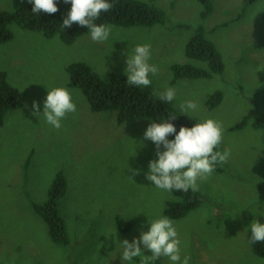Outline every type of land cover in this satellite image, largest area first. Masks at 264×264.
I'll use <instances>...</instances> for the list:
<instances>
[{"label": "rangeland", "instance_id": "1", "mask_svg": "<svg viewBox=\"0 0 264 264\" xmlns=\"http://www.w3.org/2000/svg\"><path fill=\"white\" fill-rule=\"evenodd\" d=\"M136 1L161 10L164 24L108 25L107 41L94 42L89 32L69 44L9 26L13 38L0 44V70L24 99L6 110L0 125V264H142L143 256L122 260L120 243L139 239L150 229L148 221L164 216L167 203L176 200L145 179L149 161L158 159L155 144L144 139L150 122L120 123L119 111H93L83 91L69 86V68L82 64L102 81L127 79V55L145 43L151 44L149 63L159 72L140 91L161 101L167 88L177 89L175 100L166 104L178 111L180 103L196 101L197 110L187 116L194 123L222 121L223 142L216 150L231 153L198 181L202 204L174 221L181 259L264 264V241L248 244L253 219L264 223V130L255 127L264 121V0H212L208 16L198 0ZM21 3L28 0H0V13H14ZM198 36L220 54L223 72L187 56L188 44ZM175 66L212 77H178ZM56 87L67 88L77 105L60 129L43 115H32L33 101L42 114L48 90ZM52 200L68 245L54 243L34 206ZM120 225H128V232ZM157 262L172 264L166 256Z\"/></svg>", "mask_w": 264, "mask_h": 264}, {"label": "clouds", "instance_id": "2", "mask_svg": "<svg viewBox=\"0 0 264 264\" xmlns=\"http://www.w3.org/2000/svg\"><path fill=\"white\" fill-rule=\"evenodd\" d=\"M33 4V14L41 12L55 14L58 12L57 0H28ZM65 4H71V9L63 19V27L69 28L73 23L81 27H87L91 39L94 42H104L109 39L111 27L103 23L97 24L102 12H108L114 7L110 0H63ZM151 59V44H138L127 55L125 74L127 83L138 88H146L151 85L149 78L158 74L156 65L149 63ZM177 89L167 88L160 94L162 102L168 103L175 100ZM198 103L187 100L178 105L181 112L187 115L190 111H196ZM77 105L73 101L72 93L64 87H56L48 90L43 105V113L40 112L38 102L32 103V115L40 117L43 115L47 124L55 129L62 127L61 121L69 113H75ZM176 118L169 115L163 122H151L144 133V139L155 144L158 159L149 161L148 171L145 179L157 189L171 194L175 191L193 192L199 191L198 181L207 179L216 170V165L226 163L231 153L228 150L218 151L216 149L223 142V122L215 119H204L188 128L181 126L177 133L176 127L171 122ZM174 136V139H169ZM161 146L164 151H161ZM133 176L139 175L138 170H131ZM131 180L132 178L129 177ZM133 181V180H132ZM259 200V198H258ZM150 229L141 232L139 239L131 243L124 240L121 244L123 254L121 259L131 262L136 257L143 256L142 264L155 261L166 256L172 264H190L191 257L185 255L181 259V241L175 227V222L168 216L161 215L159 218L148 221ZM143 227V226H142ZM251 243L264 241V223L259 218L253 219L250 224ZM151 252L150 256L144 255L140 245Z\"/></svg>", "mask_w": 264, "mask_h": 264}, {"label": "trees", "instance_id": "3", "mask_svg": "<svg viewBox=\"0 0 264 264\" xmlns=\"http://www.w3.org/2000/svg\"><path fill=\"white\" fill-rule=\"evenodd\" d=\"M198 1L202 4L206 16L212 13V0ZM110 2L114 3V7L108 12H102L95 23L127 28L134 25L153 27L164 24L165 15L157 7L136 0H110ZM33 7L34 5L28 2L17 6L14 13H0V44L13 38V33L9 28L12 23L17 24L23 30L41 33L48 38L58 36L64 44L72 43L79 35L90 32L87 27H81L77 23H73L69 28L63 27V19L66 18L71 9V4H65L63 0H57L59 10L55 14L44 12L33 14ZM186 53L190 58L209 61L217 73L223 72L224 66L220 54L201 36L196 37L188 44ZM173 70L178 77H212V73L190 66H175ZM69 74L71 77L69 86L80 88L83 91L93 111H119L120 123L123 120L130 122L147 120L150 123H159L171 115L176 118L171 122L176 127L177 133L181 126L191 128L196 124L191 120L192 118L184 113L140 91V88L128 84L127 79L102 81L82 64L72 65L69 68ZM7 79L6 73L0 70V125L3 123L6 110L13 106H20L24 99V94L9 85ZM209 107L212 108L213 106L209 104ZM262 121L263 119L255 127H261L264 130V121L263 123ZM168 138L171 140L174 139V136ZM172 193L176 200L167 203L164 216H168L173 221L183 219L203 202L201 194L193 192L191 189L186 193L175 190ZM44 203L42 206L34 203V206L48 227L51 239L57 245H68L70 241L64 222L58 216L55 200L48 202V204H46L47 201ZM128 228V225H120L119 229L123 233H127ZM244 257L249 258L247 254ZM155 264H158L157 260Z\"/></svg>", "mask_w": 264, "mask_h": 264}]
</instances>
